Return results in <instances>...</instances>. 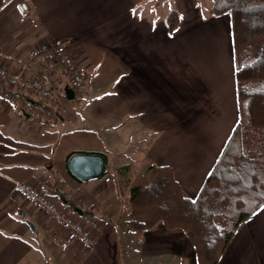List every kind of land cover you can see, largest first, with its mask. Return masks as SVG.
<instances>
[{"label": "crops", "instance_id": "crops-1", "mask_svg": "<svg viewBox=\"0 0 264 264\" xmlns=\"http://www.w3.org/2000/svg\"><path fill=\"white\" fill-rule=\"evenodd\" d=\"M21 1L31 6L29 17L18 11ZM214 2L0 0L9 68L26 64L27 76L39 75L51 53L35 57L34 50L61 38L84 72V94L69 102L68 119L48 121L40 98L23 92L9 105L0 98V264H198L183 229L129 228L118 176L79 181L68 159L103 153L115 174L123 166H169L184 194L197 198L240 118L231 17L214 14ZM174 9L179 24L170 32ZM57 76L59 95L67 76ZM20 181L78 214L87 206L100 221L95 250L18 194ZM218 264H264V205L238 226Z\"/></svg>", "mask_w": 264, "mask_h": 264}, {"label": "trees", "instance_id": "trees-1", "mask_svg": "<svg viewBox=\"0 0 264 264\" xmlns=\"http://www.w3.org/2000/svg\"><path fill=\"white\" fill-rule=\"evenodd\" d=\"M212 12L231 17L240 118L209 178L191 199L169 166L137 176L123 166L117 175L129 228L183 229L198 264H218L238 226L264 205V0H215ZM166 22L177 28L175 9Z\"/></svg>", "mask_w": 264, "mask_h": 264}, {"label": "built area", "instance_id": "built-area-1", "mask_svg": "<svg viewBox=\"0 0 264 264\" xmlns=\"http://www.w3.org/2000/svg\"><path fill=\"white\" fill-rule=\"evenodd\" d=\"M17 9L23 17H29L32 8L27 1H21ZM51 53L39 69V75H26L27 65L22 64L19 69H11L5 64V54L0 50V98L5 104L15 100L17 91L30 97H39L43 102L42 113L48 121L59 118H70L68 105L71 100H80L84 94V72L79 67L72 47L64 39L55 38L47 41L34 50L33 56L39 57ZM67 76V85H62L59 95L54 93V86L60 84L58 73ZM73 89V99L67 97L65 88ZM31 116L37 112L31 108ZM16 191L27 201L37 205L39 210L62 230L72 236L82 247L92 252L96 248V233L100 226L97 217L87 213V206L81 207V214L71 211L67 205L52 198L47 192L29 181L16 184Z\"/></svg>", "mask_w": 264, "mask_h": 264}, {"label": "water", "instance_id": "water-1", "mask_svg": "<svg viewBox=\"0 0 264 264\" xmlns=\"http://www.w3.org/2000/svg\"><path fill=\"white\" fill-rule=\"evenodd\" d=\"M67 97L73 99V89L65 88ZM107 168V158L103 153L79 152L68 159L70 173L79 181H89L101 178Z\"/></svg>", "mask_w": 264, "mask_h": 264}, {"label": "rangeland", "instance_id": "rangeland-1", "mask_svg": "<svg viewBox=\"0 0 264 264\" xmlns=\"http://www.w3.org/2000/svg\"><path fill=\"white\" fill-rule=\"evenodd\" d=\"M205 4H208L207 3V0H205ZM57 143H58V141H57ZM56 143V144H57ZM52 155H54V153H52ZM64 168L66 169V165L64 164ZM116 169L114 168V167H112L111 166V164H110V166H108V168H107V172L104 174V176H102V177H105L104 179H110L111 177H112V179H114L115 178V175L117 176L118 174H115L116 173V171H115ZM145 169H142V168H135V169H133V171L131 170V174H132V176H137V174H139V173H142L143 171H144ZM118 171V170H117ZM101 179V178H100ZM124 188L125 189H127V185H125L124 186ZM126 191V190H125ZM128 193V192H127ZM246 208V207H245ZM244 208V209H245Z\"/></svg>", "mask_w": 264, "mask_h": 264}]
</instances>
